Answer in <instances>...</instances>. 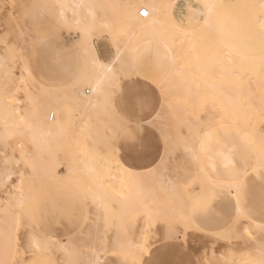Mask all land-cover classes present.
Returning a JSON list of instances; mask_svg holds the SVG:
<instances>
[{"label": "rangeland", "instance_id": "obj_1", "mask_svg": "<svg viewBox=\"0 0 264 264\" xmlns=\"http://www.w3.org/2000/svg\"><path fill=\"white\" fill-rule=\"evenodd\" d=\"M243 22L245 27L241 26L240 43L235 33L231 32L225 38V47L228 50L241 49L244 52L241 54L244 58L241 57L240 63L244 69L246 65H250L247 55H250L254 48V38L251 35L249 16ZM3 35L6 37H0V40H4L6 44L3 42V45L1 40L0 53H4L10 45H15L18 56L15 73L18 77H23L31 87H34L31 79L38 83H48L49 86H68L76 80L81 69L78 43L82 33L71 22L67 24L60 18V6L56 0H0V36ZM108 35L111 36L103 28H96L90 37L103 61L111 60L117 48L122 46L119 40L109 38ZM246 50L249 53H245ZM151 54L152 52L137 50V53L132 55L138 60L133 58L128 72L122 69L104 113L98 112L96 116L95 122L97 126L102 125L109 145H98L95 149L93 142L88 138L91 132L87 130L83 135L91 151H97L112 161H118L135 173L153 171L166 160L165 166L174 176L173 183L156 186V192L150 196H139L140 194L134 192L132 180L124 174L121 175L116 169L113 171L114 178H107L110 183L107 184L106 197L111 200H107L108 206L104 211H99L92 198L88 176L81 171L67 175V166L72 162V150L69 147L57 154L54 176H47L48 179L45 175L32 176L27 167L15 165L11 181L13 186L7 184L4 188L0 187V207H8L12 211L11 233L16 235L15 239L12 235L13 238L8 244L5 264H72L63 248L77 246L80 252H84L86 247L94 242L98 249L105 248L100 252L99 264H221L220 256L221 259L225 257V260H222L225 264H228L231 258L235 259L233 264H238L248 249L251 238L260 237L259 233L264 229V165H258L257 161L252 160L246 166L244 178L242 176V181H238L236 197L235 190L215 183V175L210 174L211 179L206 182L201 163L192 161L180 147V143L195 144L193 133L187 131L191 125L187 123L204 119L208 122L206 127H209V121L214 118L215 111L211 106L207 107L209 110L206 113L196 114L187 110L178 100L180 93L177 88L166 82V76L170 73L168 63L164 59H157L156 66V56ZM24 64L30 70L29 77L23 68ZM124 71L130 73L129 76L122 73ZM250 71L246 69L242 74L241 82L244 86L251 90L263 86L257 84ZM86 90L90 96L89 89ZM22 96L23 94H20V97ZM246 97L240 100V105L230 110L245 114L244 117L239 116L237 121L243 120L247 123V128L260 131L264 136V95L252 94ZM178 117H183V123L180 122V125ZM217 121L223 122V118ZM222 126L217 124L212 129H218V134L223 137L233 134L232 126ZM258 147L256 151L264 152V144H259ZM19 155L20 149L15 150L14 156ZM124 158L128 162L124 161ZM112 165L117 166L116 163ZM108 167L112 166L105 164L104 173ZM203 168L208 169L206 161L203 162ZM129 191L135 196L130 200L135 199L138 203L141 200H151L159 204L175 203L172 216L149 222L137 208V220H127L123 223L128 238L141 241L146 247L139 252V261L136 259L137 254L122 252L114 246L116 227L119 223L116 217V202L127 199ZM179 201L188 203L186 216L180 215L179 211L182 209L177 205ZM238 205L242 213H238ZM149 206V203L144 205ZM202 208L206 211L202 212ZM252 222H257L262 228H255ZM168 223L175 224L178 231L173 238H167ZM230 235H233L234 239H231ZM34 240L38 241L37 245L33 244ZM244 240L247 242H243ZM230 250L233 251V256L230 255ZM210 251L216 256L211 257ZM79 264H86L85 259Z\"/></svg>", "mask_w": 264, "mask_h": 264}, {"label": "bare ground", "instance_id": "obj_2", "mask_svg": "<svg viewBox=\"0 0 264 264\" xmlns=\"http://www.w3.org/2000/svg\"><path fill=\"white\" fill-rule=\"evenodd\" d=\"M56 1L60 6V18L67 24L71 22L82 33L78 43L81 69L74 83L68 86H49L48 83H38L31 79L34 85L31 87L23 77H18L15 73L16 59L18 58L15 45H10L4 53H0V187L4 188L7 184L13 186L11 181L15 165L21 164L23 168L27 167L32 176H54L57 154L64 152V149L68 147L72 150L70 152L72 162L67 166V175L71 176L75 172L81 171L88 176L87 178L91 181L92 198L99 211H104L108 206L107 200H111L106 197L107 184L110 183L107 178H114L115 172L113 171L116 169L121 175L124 174L132 180L134 192L140 194L139 196H150L156 192V186L172 184L174 176L166 168V160L162 161L160 167L153 171L135 173L124 164L112 161L97 151H91L83 135L87 130L91 132L88 138L93 142L95 149L98 145L109 143L102 125L97 126L95 122L96 116L98 112L104 113L110 94L113 92V86L122 69L127 70L133 58L138 60V58L132 57L138 50V52H152L151 55L156 56L154 62L158 61L157 59H164L168 63L170 73L166 76V82L177 88L180 93L178 100L186 106L187 110L199 114L206 113L210 106L213 108L215 116L209 121V127H206L208 122L204 119L197 122L191 120V123H187L191 125L190 128H187V124L184 123L188 133L189 131L193 133L195 144L182 142L180 147L192 161L201 163L206 182L210 181V174H213L216 178L215 183L235 190L234 196L236 197L238 181L242 176L244 178V174L247 172L246 166L252 160L257 161L258 165H264V152L258 150L259 144H264V136L260 131L247 128V123L245 124L243 120L237 121L239 116L244 117L245 114L238 111L231 112L230 109L240 105V100L247 98L246 96L264 95V53L247 55L250 65H246L243 69L240 64L242 53L228 50L225 47L226 43L220 39L214 29L212 17L217 0ZM143 10L148 13L146 18L140 16ZM257 18L264 31V0H260ZM96 28H103L112 36L108 35L109 38L114 37L122 43V46L117 48L115 56L112 55L111 60L103 61L101 59L92 38H90L91 32ZM0 37L3 39L6 35ZM24 37L27 36L24 35ZM19 41H21V37ZM3 42L5 43L4 40L1 43L3 44ZM139 55L141 56L140 53ZM139 55L137 57H140ZM136 63L138 64V62ZM142 64L144 65V63ZM23 68L29 77L28 66L24 64ZM246 69H250L257 84L263 86L255 90L244 86L241 80H243L242 74ZM127 72L122 73L129 76L130 73ZM86 89H89L90 96L87 95ZM20 94L23 96L20 97ZM219 118H223V122L217 121ZM182 119L178 117L179 125ZM154 120L156 121V119ZM237 123L240 124V127ZM217 124L223 125L222 128L232 126L233 134L226 137L219 135L218 129H212ZM155 133L157 132L155 131ZM182 138L185 139V137ZM17 149H20L19 157L14 156V151ZM124 161H127L126 158ZM204 161H206L209 170L203 168ZM114 163H116V167H113ZM105 164L112 167H108L104 173ZM37 179L39 180L38 177ZM132 197L135 196H132L129 191L127 199L116 202L118 205L116 217H118L119 223L117 222L114 246L122 252L137 254L136 259L139 261V252L145 250L146 247L143 242L128 238L129 235L126 234V226L123 223L127 220H137V208L142 217L149 222L163 219L174 212L175 203L159 204L149 200L150 202L143 201V204L142 200L139 203L135 199L130 200ZM201 200L203 201V199ZM23 201L26 202V200ZM147 203L150 206L144 207ZM186 203L177 202V205L182 209L179 211L181 216L186 214L188 205ZM203 208L202 212H205L206 210L203 211ZM237 211L242 213L239 205ZM0 212V264H5L9 251L8 244L13 238L10 225L13 215L8 207H0ZM199 216L198 218H200ZM172 218L169 217V219ZM187 222L189 221L187 220ZM252 223L253 225H250L255 228H262L257 222ZM172 225V223L167 224V238H173L178 234L175 224L174 227ZM130 227L131 225L128 229ZM263 230L260 232L261 234L259 233V238H251L250 244L247 243L249 247L238 264H264ZM251 231L253 230L251 229ZM15 232L17 231L15 230ZM232 233L234 232L232 231ZM13 236L15 239L16 235ZM231 236V239H234L233 235ZM37 242L34 240L33 244L37 245ZM63 250L68 254L72 264H79L83 259L86 264H99L100 252H103L105 248L98 249L94 242L86 247L84 252H80L77 246L64 247ZM230 252L227 253L230 254ZM232 252L230 255L233 256ZM211 255L213 257L214 252ZM222 260H225V257L221 259L220 256L221 264H225ZM210 261L213 262L212 259ZM233 262L235 259L231 258L228 264H233Z\"/></svg>", "mask_w": 264, "mask_h": 264}, {"label": "crops", "instance_id": "obj_3", "mask_svg": "<svg viewBox=\"0 0 264 264\" xmlns=\"http://www.w3.org/2000/svg\"><path fill=\"white\" fill-rule=\"evenodd\" d=\"M260 0H217L213 13V26L217 35L225 43L229 33H235L240 43L241 26L248 16L251 20V35L253 36V50L250 55L264 53V31L258 21L257 13ZM245 27V26H244ZM239 53H244L241 49H235ZM245 53H249L246 50Z\"/></svg>", "mask_w": 264, "mask_h": 264}, {"label": "built area", "instance_id": "obj_4", "mask_svg": "<svg viewBox=\"0 0 264 264\" xmlns=\"http://www.w3.org/2000/svg\"><path fill=\"white\" fill-rule=\"evenodd\" d=\"M140 16H141L142 18H146V17L148 16L147 11L143 10V11L140 13Z\"/></svg>", "mask_w": 264, "mask_h": 264}]
</instances>
